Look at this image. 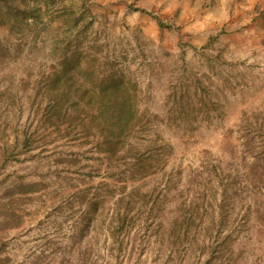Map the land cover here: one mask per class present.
<instances>
[{
    "label": "rangeland",
    "instance_id": "obj_1",
    "mask_svg": "<svg viewBox=\"0 0 264 264\" xmlns=\"http://www.w3.org/2000/svg\"><path fill=\"white\" fill-rule=\"evenodd\" d=\"M221 1L61 0L46 29L0 26V147L36 131L72 10L70 56L143 114L116 155L62 125L0 167V264H264V0Z\"/></svg>",
    "mask_w": 264,
    "mask_h": 264
},
{
    "label": "trees",
    "instance_id": "obj_2",
    "mask_svg": "<svg viewBox=\"0 0 264 264\" xmlns=\"http://www.w3.org/2000/svg\"><path fill=\"white\" fill-rule=\"evenodd\" d=\"M246 0H244L245 2ZM61 0H0V26L10 25L11 32L23 34L31 32L32 26L49 24L44 18H50V9ZM61 13V12H60ZM85 16L77 15L74 10L59 14L56 18L60 27L69 36H57L53 53L57 66L53 77L42 89L47 102L37 118V129L26 131L23 138H17L13 144L0 147V167L9 162L20 161V155L29 153L38 144L40 130L64 125L68 135L99 134L103 138L105 150L116 155L127 140L143 122L138 88L127 83L121 77L100 76L97 67L90 59L82 64L70 56V43L74 33ZM81 34V32H79ZM43 41L41 36H34ZM78 136V135H77ZM250 184L259 188L264 184V170L253 165L250 172ZM2 248H0V253Z\"/></svg>",
    "mask_w": 264,
    "mask_h": 264
},
{
    "label": "crops",
    "instance_id": "obj_3",
    "mask_svg": "<svg viewBox=\"0 0 264 264\" xmlns=\"http://www.w3.org/2000/svg\"><path fill=\"white\" fill-rule=\"evenodd\" d=\"M219 1H220V0H219ZM222 1H223V0H222ZM222 1H221V2H222ZM221 2H220V3H221ZM220 3L218 4V5H219V8L222 6V5H220ZM216 6H217V5H216ZM213 9H216V7H214ZM216 20H218V22H221L220 20H222V19H216Z\"/></svg>",
    "mask_w": 264,
    "mask_h": 264
}]
</instances>
